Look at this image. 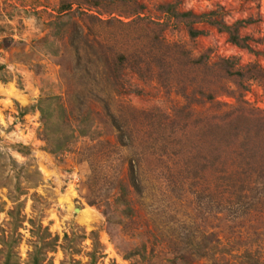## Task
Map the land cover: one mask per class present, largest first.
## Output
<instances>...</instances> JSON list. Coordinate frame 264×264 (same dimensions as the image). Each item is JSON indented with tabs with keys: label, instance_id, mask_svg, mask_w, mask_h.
<instances>
[{
	"label": "rangeland",
	"instance_id": "374dc122",
	"mask_svg": "<svg viewBox=\"0 0 264 264\" xmlns=\"http://www.w3.org/2000/svg\"><path fill=\"white\" fill-rule=\"evenodd\" d=\"M28 262L264 264V0H0V264Z\"/></svg>",
	"mask_w": 264,
	"mask_h": 264
},
{
	"label": "trees",
	"instance_id": "16d2710c",
	"mask_svg": "<svg viewBox=\"0 0 264 264\" xmlns=\"http://www.w3.org/2000/svg\"><path fill=\"white\" fill-rule=\"evenodd\" d=\"M69 9V4H63V5H60L58 8H57V12L58 13H62L64 12L65 10H68ZM191 34H194L193 32H191ZM230 41L231 42H235V39L233 37L230 38ZM41 101V100H40ZM38 111L41 115V109L39 108V102H38ZM52 240H49V242L47 243V245L50 247V245L52 244L51 242ZM28 264H36V263H31V262H28Z\"/></svg>",
	"mask_w": 264,
	"mask_h": 264
},
{
	"label": "bare ground",
	"instance_id": "6f19581e",
	"mask_svg": "<svg viewBox=\"0 0 264 264\" xmlns=\"http://www.w3.org/2000/svg\"><path fill=\"white\" fill-rule=\"evenodd\" d=\"M76 211H79V209H76Z\"/></svg>",
	"mask_w": 264,
	"mask_h": 264
}]
</instances>
